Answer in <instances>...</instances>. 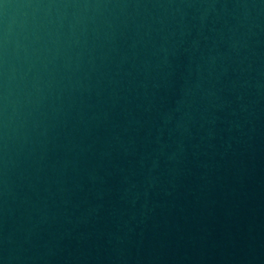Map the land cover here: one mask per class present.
<instances>
[{
    "label": "water",
    "instance_id": "1",
    "mask_svg": "<svg viewBox=\"0 0 264 264\" xmlns=\"http://www.w3.org/2000/svg\"><path fill=\"white\" fill-rule=\"evenodd\" d=\"M0 264H264V0H0Z\"/></svg>",
    "mask_w": 264,
    "mask_h": 264
}]
</instances>
